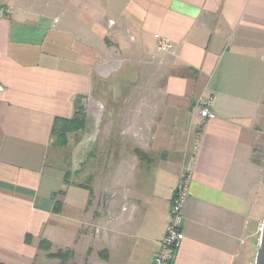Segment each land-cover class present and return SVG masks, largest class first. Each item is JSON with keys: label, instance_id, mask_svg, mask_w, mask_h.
I'll use <instances>...</instances> for the list:
<instances>
[{"label": "crops", "instance_id": "crops-1", "mask_svg": "<svg viewBox=\"0 0 264 264\" xmlns=\"http://www.w3.org/2000/svg\"><path fill=\"white\" fill-rule=\"evenodd\" d=\"M0 7L10 9L0 17V262L34 264L45 238L71 248V264H151L185 173L183 239L170 264H254L264 216V176L252 159L264 105V0H0ZM108 34L144 54L157 53L155 34L170 40L172 49L160 53L159 116L169 142L156 163L120 161L97 212L87 199L70 211L71 185L47 162L50 130L102 75L96 55ZM207 97L212 116L203 120L196 108ZM58 190L65 193L54 212Z\"/></svg>", "mask_w": 264, "mask_h": 264}, {"label": "rangeland", "instance_id": "rangeland-1", "mask_svg": "<svg viewBox=\"0 0 264 264\" xmlns=\"http://www.w3.org/2000/svg\"><path fill=\"white\" fill-rule=\"evenodd\" d=\"M104 44L106 49H99L96 42V70L102 75L94 74L93 89L83 99L88 117L85 128L68 134L64 147L51 144L48 152V164L60 170L62 176L69 172L75 183L91 186L96 182L91 198L86 189L69 187L70 206L66 210L70 211L87 199L85 207L97 212L109 199L110 193L102 190L110 186L109 179L119 172L120 161L144 165L149 156L151 163H156L169 142L159 118L165 74L161 54L141 53L130 40L118 41L109 34ZM258 124L260 134L252 159L264 176V105ZM135 149L147 152L145 158L140 159ZM34 264L59 261L39 250Z\"/></svg>", "mask_w": 264, "mask_h": 264}, {"label": "trees", "instance_id": "trees-1", "mask_svg": "<svg viewBox=\"0 0 264 264\" xmlns=\"http://www.w3.org/2000/svg\"><path fill=\"white\" fill-rule=\"evenodd\" d=\"M85 94H78L73 98V113L70 117H59L56 116L53 119L50 136L51 144L64 147L67 144V135L77 131H81L85 128L87 123V116L85 108L83 105V99ZM135 152L140 159L145 158L146 153L139 149H135ZM64 181L68 185L78 186L86 189L88 191V196H92V187L87 184L75 183L70 180L69 172H65L63 175ZM64 190H58L52 193V198L54 200L53 211L58 212L61 209L62 202L58 199V196L64 195ZM89 198V200H90ZM38 250L46 252L47 256L50 258L57 259L59 264H69V262L74 258V251L69 248H54L51 241L42 238L38 242ZM102 258H107V250L103 249L99 252ZM0 264H5L0 262Z\"/></svg>", "mask_w": 264, "mask_h": 264}, {"label": "built area", "instance_id": "built-area-1", "mask_svg": "<svg viewBox=\"0 0 264 264\" xmlns=\"http://www.w3.org/2000/svg\"><path fill=\"white\" fill-rule=\"evenodd\" d=\"M10 9H2L0 7V17H7ZM156 39V51L158 53L168 52L172 49L170 40L158 34L154 35ZM0 90H2L0 88ZM211 98H203L198 104V115L204 120L212 116ZM188 175L182 173L180 181L174 192L170 209L169 220L167 222L164 234L160 240V246L153 256L151 264H170L174 256L175 250L183 239L180 223L182 218V207L186 197V183ZM261 229V227H260Z\"/></svg>", "mask_w": 264, "mask_h": 264}, {"label": "water", "instance_id": "water-1", "mask_svg": "<svg viewBox=\"0 0 264 264\" xmlns=\"http://www.w3.org/2000/svg\"><path fill=\"white\" fill-rule=\"evenodd\" d=\"M254 264H264V216L261 223L259 242L255 254Z\"/></svg>", "mask_w": 264, "mask_h": 264}]
</instances>
